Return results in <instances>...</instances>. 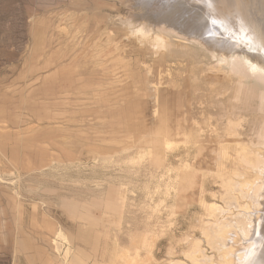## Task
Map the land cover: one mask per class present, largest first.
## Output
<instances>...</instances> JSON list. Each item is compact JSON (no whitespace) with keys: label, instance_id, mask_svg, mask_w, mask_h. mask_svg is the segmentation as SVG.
<instances>
[{"label":"rangeland","instance_id":"1","mask_svg":"<svg viewBox=\"0 0 264 264\" xmlns=\"http://www.w3.org/2000/svg\"><path fill=\"white\" fill-rule=\"evenodd\" d=\"M207 13L203 0H0V264H63L66 248L83 247L75 239L79 222L74 218L86 213L70 212L69 202H87L100 211L99 199L110 185L129 191L119 247H129L132 231L155 235L153 260L145 264H226L231 251L245 244L234 241L230 230L226 243L232 249L222 250L208 233L215 220L196 206L202 196L224 207L216 155L188 154L179 142L163 158L149 150L162 141V131L175 140L180 124L190 133L198 122L206 127L219 122L224 129L227 121H212L219 117L212 113L182 121L197 119L199 101L207 104L208 89L223 82L212 76L196 84L185 79L189 56L183 70L168 74L146 41L131 32L169 25L189 34L200 22L209 24ZM206 44L254 52L249 44ZM187 52L193 60L203 57ZM256 104L243 107L247 119L257 112ZM162 109L165 121H158L155 114ZM260 120L264 133V112ZM245 122L247 131L255 129L254 121ZM250 138L255 144L264 140ZM183 172L189 180L178 182L176 175ZM169 183L181 192L166 203ZM233 210L230 217L238 214ZM58 228L73 238L61 250L54 249ZM106 236L98 247L105 261L116 250ZM233 258V264H245V257Z\"/></svg>","mask_w":264,"mask_h":264},{"label":"bare ground","instance_id":"2","mask_svg":"<svg viewBox=\"0 0 264 264\" xmlns=\"http://www.w3.org/2000/svg\"><path fill=\"white\" fill-rule=\"evenodd\" d=\"M203 2L209 11L207 13L209 24L207 21L200 22L189 34H185L183 28L181 31H177L169 25L136 29L131 34L146 41L155 58L161 61L168 74H172L175 69H178V72L183 70L186 65L184 64L186 57L189 56L190 66L187 73L184 74L185 79H192L194 83L201 78L211 76L221 79L223 82L221 88L208 89L205 97L207 104L204 105L203 101H199L200 111L197 113L199 117L191 120L184 118L182 121H199L201 117L204 120L206 114L212 113L219 116L212 121H227L226 126L222 129L223 124L212 122L213 124L210 123L206 127L199 125L198 122V124H193L190 133L188 128H182L180 124L174 132L175 140L162 131V141L150 147L149 150L153 151L157 158H163L166 156L165 151L175 150L179 142L183 147L182 150L188 154L197 152L200 155L206 151L216 155V177L220 179L219 185L224 191L223 196L220 195L224 207L217 203L209 204L202 199V196L201 205L197 204L196 206H202L206 211V216L215 220L213 226H209L208 233L217 246L227 252L230 248L232 249L226 243V236L230 230H234V241L244 240L245 244L239 243L243 249L233 250L230 254L237 259L245 257V264H264V211H261L263 214L260 216V207L263 206L262 202L264 201V138H261L264 133H262L261 124H258L261 121L260 115L264 112V0H203ZM220 4L225 10L219 7ZM199 27L204 28L203 33L198 31ZM209 41H213L216 45H223L227 41L232 45L249 44L250 49L254 52L224 49L227 47L223 49L211 48L206 44ZM141 42L143 43V41ZM180 47L184 48L181 53L178 51ZM188 48L193 52H200L203 57L198 58L200 55L198 57L195 55L197 61L191 59L190 55L193 53L188 54ZM208 61L214 65L207 67ZM193 91L191 90L190 93L193 94ZM255 102H257V112L247 119L248 110L243 107ZM155 117L158 121H165L163 109L158 111ZM245 121H254L255 129L247 131L249 124ZM254 134L260 136L263 142L255 144L256 140L250 138ZM141 159L142 157H139V160ZM176 178H179V181L176 180L178 182L181 178L182 183L183 180H189L184 172L177 173ZM201 185L200 189L203 190L204 182ZM174 186L171 183L167 184L164 190V202L175 200L180 194L181 191L178 192L179 190ZM195 186L200 185L195 184ZM182 189L185 190V187ZM235 192L238 195H235ZM128 193L129 191L124 185H110L107 193L99 199L102 206V208L99 207L100 211H97L90 203L85 204L87 202L80 206H78L80 202L75 200L69 202L70 212H84L86 216L80 214L81 216L74 218L79 222L75 239L83 247L66 248L63 264H145L147 259L153 258L155 243L152 236H155L154 233L149 236L150 232L149 235L146 233L142 235L132 231L129 233V247H119L121 244L118 243V236L124 225V206L128 199ZM242 199H246V201L248 199V203H242ZM178 201L180 202V200ZM188 201H186L187 204ZM198 201L195 200L197 203ZM189 202H193V200ZM166 203L164 207H166ZM156 208L158 209V206ZM234 208L238 214L235 217H230L229 215L232 213L230 211H234ZM157 209L154 208L153 211H157ZM180 209L183 211L184 207H179L178 211ZM220 219L222 222H218ZM202 222L204 221L202 220ZM146 226L150 231V227L147 224ZM204 229L202 227V231ZM101 232L107 235L106 237L112 241L113 247L116 249L111 260L105 261L99 258L98 247L100 237L103 235ZM247 239L250 240L247 241ZM65 241L72 242L73 238L66 236L58 228L55 232L56 248L54 249L61 250ZM18 242L22 244L23 250L27 249L23 240ZM101 245L100 247H102ZM227 252L224 253V257ZM53 255L56 256L55 250H53ZM233 257L226 258L228 260L226 264H233ZM54 259H57V256Z\"/></svg>","mask_w":264,"mask_h":264}]
</instances>
